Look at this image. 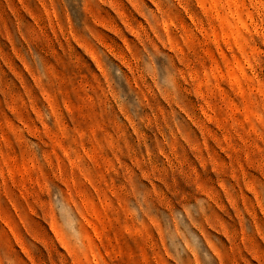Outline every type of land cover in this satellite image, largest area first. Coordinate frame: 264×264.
I'll list each match as a JSON object with an SVG mask.
<instances>
[{
	"label": "rangeland",
	"instance_id": "374dc122",
	"mask_svg": "<svg viewBox=\"0 0 264 264\" xmlns=\"http://www.w3.org/2000/svg\"><path fill=\"white\" fill-rule=\"evenodd\" d=\"M0 264H264V0H0Z\"/></svg>",
	"mask_w": 264,
	"mask_h": 264
}]
</instances>
